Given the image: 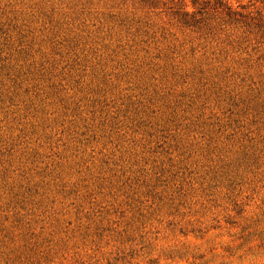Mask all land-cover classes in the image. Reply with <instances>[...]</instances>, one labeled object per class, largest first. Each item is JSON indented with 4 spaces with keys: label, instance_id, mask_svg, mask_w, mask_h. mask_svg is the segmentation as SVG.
Masks as SVG:
<instances>
[{
    "label": "rangeland",
    "instance_id": "obj_1",
    "mask_svg": "<svg viewBox=\"0 0 264 264\" xmlns=\"http://www.w3.org/2000/svg\"><path fill=\"white\" fill-rule=\"evenodd\" d=\"M0 264H264V0H0Z\"/></svg>",
    "mask_w": 264,
    "mask_h": 264
}]
</instances>
